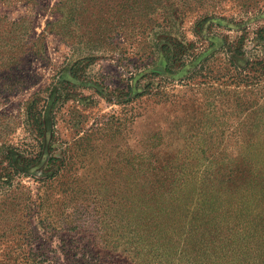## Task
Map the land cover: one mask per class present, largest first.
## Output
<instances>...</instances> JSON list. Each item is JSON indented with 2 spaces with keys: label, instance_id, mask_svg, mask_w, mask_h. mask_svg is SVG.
Returning <instances> with one entry per match:
<instances>
[{
  "label": "rangeland",
  "instance_id": "374dc122",
  "mask_svg": "<svg viewBox=\"0 0 264 264\" xmlns=\"http://www.w3.org/2000/svg\"><path fill=\"white\" fill-rule=\"evenodd\" d=\"M152 1L146 8L141 1L131 4L130 0H67L64 8L71 9L68 14L74 18L71 21L59 20L62 17L57 10L58 0L0 1V40L7 37L10 44L7 48L0 47V167H8L3 158V154H7L16 170L10 174L11 185L6 189L0 187V261L12 259L18 251L24 250L22 236L35 224L31 213L19 208L22 203L17 198L19 188L15 182L24 186L21 188L32 200L36 199V194H47L48 190L35 181L52 170L47 157L61 155L64 144L85 135L97 120L105 121L111 116L121 118L119 131L106 137L95 135L102 139L96 140L91 150L87 149L89 157L84 160L82 156L78 164L80 172H93V178L99 172L103 174L104 194L116 189L121 194L124 192L130 180L126 159L133 139L149 136L155 145L154 157L160 163L174 158V171L194 186L204 181L203 186L208 188L210 185L222 188L217 181L208 180L218 167L216 161L225 156L238 161L244 155L245 160L241 162H250V174L256 175L261 170L264 99L259 105L239 110L234 96H226L221 91L234 88L227 81L222 83L221 76L228 69L227 60L237 66L251 60V44L246 42L247 51L241 55L225 53V48L218 46L235 39L239 28L252 30L263 23L264 0H204L203 7H198L196 1L185 4L176 0ZM196 12L212 13L199 35L194 37L197 48H202V56L206 57L200 71L204 77L198 74L183 85L185 77L195 67H190L188 62L172 74L163 71L158 50L163 40L161 31L174 32L178 26L181 29L188 26ZM177 15L181 24L176 20ZM186 36H190L187 31ZM212 42L218 44L213 47ZM5 53L10 57H3ZM85 54L94 55L93 59L75 63ZM74 63L72 75L70 70ZM151 73L157 77H150ZM158 77L165 79L163 84L173 96L167 97L171 101L156 104L150 101L129 125L128 106L123 103L125 94L140 90L150 80L158 81ZM198 80L215 88L207 101L193 96ZM244 88L242 83L237 89ZM35 91L44 98L40 139L24 114L25 102ZM251 126L258 131L249 138ZM238 128L245 135V138L240 135V146ZM35 138L41 144L38 159L29 164L21 163L20 159L27 154L23 150L25 144L33 143ZM247 138L249 142H242ZM221 167L222 164L219 169ZM231 184L228 188L241 192L246 181L237 179ZM253 184L256 185L257 180ZM20 198L23 200V196ZM230 217L238 228L241 218L238 210L233 209ZM103 253L104 260L110 264H132L124 254ZM229 255L223 256L224 262L238 264V256L232 255L237 257L232 260Z\"/></svg>",
  "mask_w": 264,
  "mask_h": 264
},
{
  "label": "trees",
  "instance_id": "16d2710c",
  "mask_svg": "<svg viewBox=\"0 0 264 264\" xmlns=\"http://www.w3.org/2000/svg\"><path fill=\"white\" fill-rule=\"evenodd\" d=\"M139 1L146 8L153 3L152 0H130V3ZM176 1L182 4L196 1L198 7L204 5V0ZM56 5L62 17L59 20L74 19L68 16L71 9L64 8V5H68L67 0H58ZM210 17L211 12H196L188 26H182V29L178 26L174 32L165 29L161 31L163 40L158 50L163 61V71L172 74L188 62L190 67H195L185 77L183 85H187L198 74L204 77L200 71L206 57L202 56V48H197L194 37L199 35L203 23ZM176 20L181 24L178 15ZM239 29L235 39L220 43L218 48H225V53L241 55L247 51L246 42L251 44L252 59L238 66L227 60L228 69L221 76L222 83L227 81L234 86L232 90L221 91L226 96H234L241 110L252 104L259 105L264 99V22L252 30L245 27ZM186 31L190 36H186ZM9 46L7 37L0 40L1 48ZM8 56L9 53L3 55ZM93 56L85 54L75 63L89 62ZM75 63L70 70L72 75L75 73ZM149 76L157 77L152 73ZM160 78L155 82H146L134 93L125 94L123 103L128 106L129 125H132L150 101L154 104L171 101L167 97L172 94L163 84L165 79ZM204 83L198 80L193 92L194 98L203 102L207 101L210 92L215 89ZM242 83L246 88L237 89ZM43 101L44 98L35 91L24 106L28 125L39 139L43 135ZM120 120L115 116L105 121L97 120L85 135L64 144L61 155L47 157V162L53 166L52 170L35 178L40 187L48 190L47 194H36V199L32 200L22 189L24 186L19 181L15 182L19 188L17 198L22 203L19 208L29 211L35 224L22 236L25 241L24 250L18 251L12 259L5 258L0 264H110L107 259L104 260V251L124 254L132 264H226L223 256L227 253L232 260L237 258L232 255L238 256V264H264V162L259 164L261 170L253 175L248 170L250 162H241L245 160L244 155L238 161L225 156L216 161L218 167L214 173H210V180L207 179L209 182L217 181L222 188H214L212 185L208 188L203 186L204 181L199 180L196 182L200 183H194V186L174 171V158L162 164L154 157L152 150L155 145L150 136L133 139L134 143L126 159L130 166L127 188L122 194L117 189L104 194L106 184L103 174L99 172L93 178V172H80L78 164L82 156L84 160L89 157L87 149L91 150L90 146L102 139L95 135L106 137L116 134ZM249 130L250 138L252 133H257L258 128L251 126ZM240 135L245 138L238 128V146L242 145L239 143ZM249 138L242 142H249ZM37 140L35 138L33 143L25 144L23 150L27 154L20 159L21 163L29 164L38 159L41 144ZM89 140L92 142L88 143ZM3 158L8 167H0V187L6 189L12 183L10 174L16 173V170L7 154H3ZM211 159L209 162H212ZM251 176L259 178L251 180ZM237 179L246 181L241 192L228 188ZM256 180L257 184L254 185ZM20 196H23V200ZM232 208L238 210L241 217L238 219V228L230 217ZM243 216H247V219L243 220ZM258 231L263 233L258 235Z\"/></svg>",
  "mask_w": 264,
  "mask_h": 264
}]
</instances>
